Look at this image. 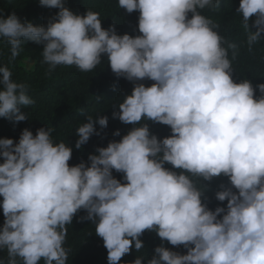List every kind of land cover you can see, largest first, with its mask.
Masks as SVG:
<instances>
[{
	"label": "clouds",
	"instance_id": "clouds-1",
	"mask_svg": "<svg viewBox=\"0 0 264 264\" xmlns=\"http://www.w3.org/2000/svg\"><path fill=\"white\" fill-rule=\"evenodd\" d=\"M39 4L58 9L46 25L0 11L10 61L25 41L43 45L49 73L58 66L88 73L106 55L112 73L133 83L112 116L134 127L75 165L72 148L54 142L52 128L35 135L25 128L18 142L0 138V252H7L0 264H67V226L80 210V221H91L103 240L108 264H121L133 247L140 252L145 231L187 249L157 246L147 264H264V83L233 79L240 46L201 14L218 11L221 0H118L119 9L139 13L138 35L118 34L114 24L105 29L98 12L74 13L65 0ZM237 12L252 51L264 39V0H240ZM12 76L0 64V117L16 123L28 119L21 106L35 101ZM145 120L169 126L171 135L158 138ZM95 123L107 128L108 118ZM92 135L100 132L88 115L76 128L75 148ZM222 175L229 183L215 199L226 207L211 210L200 180ZM130 264H142L141 257Z\"/></svg>",
	"mask_w": 264,
	"mask_h": 264
},
{
	"label": "trees",
	"instance_id": "trees-1",
	"mask_svg": "<svg viewBox=\"0 0 264 264\" xmlns=\"http://www.w3.org/2000/svg\"><path fill=\"white\" fill-rule=\"evenodd\" d=\"M240 0H221L220 9L216 12L201 10V14L209 16L220 25L219 34L229 42H235L240 46L237 59L233 61V79L239 82L241 79H249L255 86L264 83V39L253 46L249 51L246 45V32L242 26V14L237 12ZM118 0H65V6L77 14H84L91 9L100 14L102 26L107 29L109 25H115L118 34L128 33L138 35V12L128 14L124 9L118 8ZM0 11L6 17L15 13L21 21H27L35 26L46 25L48 19L55 16L58 9L42 7L39 0H0ZM191 14H189L190 16ZM255 17L249 21L251 28ZM255 31L254 28H251ZM264 35V34H262ZM42 44L25 41L21 44L18 57L10 61V46L6 40L0 39V64H6L11 69L12 79L18 83L28 85V95L35 101L31 106H21L20 110L26 113L28 119L21 122H11L0 117V138H12L18 142L23 129L28 128L35 135L41 127L52 128L54 142H65L72 148L70 165L78 164L81 160L88 162V156L95 153L97 147H106L109 141L120 140L134 125H126L118 119H114L112 113L118 110L117 101L122 100L125 94H130L133 83L124 78H117L111 71L107 57L102 56V63L93 71L84 73L75 67L58 66L51 73L48 65L43 62ZM150 86V80L138 81ZM256 95L259 96L257 90ZM88 115L94 118V127L100 135H92L89 141L80 149L75 148L76 128L86 122ZM104 115L108 118L107 128L101 129L95 120ZM147 123L150 132L158 138L171 135L169 126L142 121ZM138 126V125H136ZM119 130L120 136L113 133ZM3 158L0 157V163ZM165 167L172 169L170 164ZM174 171H179L172 169ZM113 176L123 181V174L113 170ZM206 186L204 202L209 209L226 207L227 201L219 202L215 199V192L221 183L228 184V178L220 176L211 182L200 180ZM235 191V189H233ZM3 198L0 197V202ZM86 212L80 210L68 225V235L65 248L69 249L67 264H108L107 250L103 246V240L95 234V225L88 220L80 221V217ZM4 221L2 208H0V227ZM144 248L137 252L133 247L130 254L122 258L121 264H130L138 256L142 264H147L157 246L164 247L186 254L183 246L174 247L167 241H161L153 231H145L140 237ZM0 258L7 260V252H0ZM43 264V261L40 262Z\"/></svg>",
	"mask_w": 264,
	"mask_h": 264
}]
</instances>
